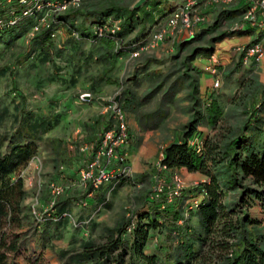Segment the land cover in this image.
<instances>
[{
  "label": "trees",
  "instance_id": "obj_1",
  "mask_svg": "<svg viewBox=\"0 0 264 264\" xmlns=\"http://www.w3.org/2000/svg\"><path fill=\"white\" fill-rule=\"evenodd\" d=\"M182 1L185 0H143L139 6H123L111 2L92 11L88 21L81 20L75 24L69 21L67 14H60L48 28L41 27L38 32L30 35L38 15L24 16L18 2L8 4L0 0V17H18L13 25L0 29V44L5 46L27 34L29 52L37 51L45 59L51 48L56 53L61 52L60 48L55 47L50 33L64 24L69 33L77 31L79 38L101 40L105 45L102 47L109 51L114 60L120 52H130L134 46L138 49L145 44L153 33V27L166 20ZM239 3L242 14L245 5ZM114 23H118L119 30H107ZM98 29L103 30L102 36L98 35ZM82 40L73 41L74 46L71 41H67L70 46L64 49L75 53ZM29 52L24 56L18 54L17 58L28 59ZM75 68L73 74L77 72ZM3 70L7 68L0 69V73ZM73 80L74 77L69 79L70 82ZM90 92L97 94L94 88ZM208 99H202V104H206ZM122 100L124 98L117 101L123 108ZM262 107L263 102H259L253 109L259 113ZM30 120V113H27L23 124L9 136L5 150L0 153V264H18L16 258L22 252L24 242L22 231L26 225L32 224L30 207L25 202L24 180L18 172L37 153V134L53 126L47 118H36L34 122ZM99 122L103 130L111 128L115 123L110 113L102 116ZM258 122L252 119L243 123L241 129L233 133L224 145H209L204 139L197 151L188 144L189 138L197 134V123L192 120L185 126L180 142H172L163 147L161 163L165 170L183 167L189 172L202 173L205 179L196 187L184 189L181 194L184 197L198 192L204 197L196 207L187 209L188 219L183 217V222H188L191 215L195 216L197 226L192 232L183 230L182 235H178L181 236L180 243L174 251L167 253L165 260L160 259L156 253L147 252L154 234L171 233L174 230L161 220L170 212L169 205L163 199L164 195L159 201L147 199L151 209L135 211L132 217L120 221L110 229L104 243L83 241L81 250L75 253L72 260L92 264H205V249L218 247L224 252L216 261L218 264H264V237L256 230L258 220L248 213V209L256 206L264 216V132ZM121 182L118 181L116 186ZM230 191L234 196L232 199L228 196ZM251 226L255 229H250Z\"/></svg>",
  "mask_w": 264,
  "mask_h": 264
},
{
  "label": "rangeland",
  "instance_id": "obj_2",
  "mask_svg": "<svg viewBox=\"0 0 264 264\" xmlns=\"http://www.w3.org/2000/svg\"><path fill=\"white\" fill-rule=\"evenodd\" d=\"M140 1L143 0H81L77 11L71 9L63 15L67 14L69 21L79 24L81 20L89 19L90 13L97 10L96 8L108 3L132 6ZM67 28L64 24L58 27L57 35L52 38L56 48L61 45L58 44L60 33L66 36L70 34ZM29 44L27 34L5 46L0 44V69L7 68L0 73V153L5 150L9 136L23 124L27 113H30V122L42 117L49 119L53 124L50 129L37 134V153L18 172L24 180L25 202L30 207L32 224L26 225L22 231L24 242L16 261L18 264H92L76 263L72 260L75 253L81 250L82 242L89 240L95 244L104 243L109 237L110 229L120 221L132 217L135 211L151 209L147 199L161 200L151 196L157 175L169 184L171 173H159L155 162L149 175L147 173L140 178L132 176L131 171L125 178L127 180L123 179L124 184L113 188L107 196L102 195L106 187L104 184L96 189L82 184L79 172L94 151L84 147L91 142H98L101 133L106 130L102 129L99 119L107 114L108 101L122 96L125 90L124 82L110 86L103 94H93L86 88V80L91 76L87 75L88 69L83 75L73 74L75 66L77 68L76 51L74 53L60 48L61 52L56 53L57 51L51 48L47 58L43 59L37 51L29 52ZM27 52L30 53L28 59L17 58L18 54L24 56ZM92 71L93 67L89 66V72ZM71 77L75 80L70 82ZM83 94L89 96L81 99ZM248 116L237 108L228 106L225 115L212 128H202L207 132L205 140L209 145H224ZM129 143L130 136L126 145L129 146ZM163 147L164 143H159L157 152ZM176 173L189 186L202 179H187L179 172ZM51 183H57L64 188L61 195L53 196ZM91 188L92 196L87 197ZM228 196L230 199L234 198L231 191ZM88 199L93 200V203ZM163 199L166 205L172 203H168L165 196ZM52 200L55 202L51 206ZM64 211L82 224L74 226L70 219L57 218ZM170 213H166L164 219L161 218L169 227L175 229L185 223L181 220V224H176L183 218L177 214L169 215ZM248 213L258 220L256 230L264 237V216L256 206L248 209ZM173 222L175 224H172ZM249 228L255 229L252 226ZM178 235L182 233L154 234L158 240L151 244L147 252L156 253L160 259L165 260L167 253L174 251L180 243L181 236ZM62 252L65 254L61 255ZM223 253L218 247L208 250L206 248L204 263L218 264L216 261Z\"/></svg>",
  "mask_w": 264,
  "mask_h": 264
},
{
  "label": "crops",
  "instance_id": "obj_3",
  "mask_svg": "<svg viewBox=\"0 0 264 264\" xmlns=\"http://www.w3.org/2000/svg\"><path fill=\"white\" fill-rule=\"evenodd\" d=\"M182 3L184 1L179 5ZM201 8L205 20L191 36L194 38L187 33L178 34L141 51L136 57H131L129 51H123L112 60L101 40L76 39L70 34L60 33L58 44L61 45H57L58 48L66 49L68 39L73 46L74 42L83 39L75 54V70L78 69L75 74L83 75L88 69L87 75L91 76L88 75L86 80L87 90L94 88L97 94H103L110 86L124 82L125 90L116 99L124 98L122 104L131 142L125 150L132 176L143 178L147 173L149 175L159 153L158 144L166 146L180 142L185 126L192 120L197 123V134L189 138L188 144L193 148H196L193 145L196 142L202 145L207 133L202 128H212L225 115L228 106L249 115L243 123L258 120L264 132V55L259 60L251 58L243 63L238 50L259 39L264 42V31L247 26L240 34L231 31L232 23L240 20L241 16V5L237 1ZM158 27H153V31ZM89 66L93 67L91 73ZM216 79L220 84L214 88ZM206 98H209L207 103L202 104L201 100ZM259 102H263V107L257 113L253 107ZM172 172H179L187 179L204 177L198 171L189 172L183 167L163 171L164 174ZM123 184L122 180L114 189ZM104 185L102 195L107 196L111 183ZM203 197L197 192L175 199L169 204V215L177 214L186 219L187 209L193 200L200 201ZM88 201L93 203L91 199ZM181 220L176 224H181ZM196 226L197 219L191 215L188 222L173 228V232H192ZM157 240V236L151 237L150 246Z\"/></svg>",
  "mask_w": 264,
  "mask_h": 264
},
{
  "label": "built area",
  "instance_id": "obj_4",
  "mask_svg": "<svg viewBox=\"0 0 264 264\" xmlns=\"http://www.w3.org/2000/svg\"><path fill=\"white\" fill-rule=\"evenodd\" d=\"M13 1L20 4L22 15H38L37 23H35L31 29L30 35L38 32L41 27L48 28L51 22L56 21V16L68 12L71 9H76L81 4V0H5L8 4ZM236 1L242 2L245 5V9L240 16V20H236L232 23L230 28L231 31L237 32L245 29L246 26L256 29L259 32L264 31V0H185L184 3L177 6L166 20L153 31L145 44L138 49H135L134 46V48L130 50V56L136 57L141 51L153 48L160 41L166 38H174L178 34L187 33L188 36L191 37L199 28V25L205 20L201 7H205L209 4L228 5ZM17 19L18 17L14 16L9 18L0 17V29L7 25H13ZM119 28L118 23H114L111 28L107 30L115 32L119 30ZM97 33L99 36H102L103 30L98 29ZM56 35L57 29H53L50 33L51 38ZM70 35L76 39L79 38V33L77 31H72ZM262 37L264 38V34ZM238 50L242 54L243 63H247L251 58L259 60L264 55V42L259 39L246 47H239ZM219 84V79H216L214 88L218 87ZM86 95L89 96V94H83L81 95V99H84ZM106 113L112 115L115 123L111 128L101 133L98 142H91L88 146L84 147L86 150L94 151L92 156L85 162L84 167L80 170L79 180L82 184L89 185L94 189L102 184L111 183V190L116 186L118 181L125 179L131 173L127 152L125 150L129 134L126 114L116 99L108 101ZM193 145L196 147L197 151L200 150L201 143L196 142ZM162 149L156 161V168L159 173L165 171V167L161 163L163 158ZM169 176L168 179L171 180V183L166 184V181L157 175L155 186L151 193L153 199H158L164 195L168 203L173 202L175 198L181 196L184 189L196 187L200 182L205 181V179L202 178L198 183L189 186V184H187L176 172L171 173ZM93 188L88 191L87 197L92 196ZM50 190L53 196L57 197L62 194L64 188L57 183H51ZM109 192L110 191H108V194ZM54 202L55 201L52 200L51 206ZM86 203L87 201L84 202L85 205ZM198 203V199L193 200L190 208L196 207ZM57 218L70 219L74 226L82 224V222L73 219L72 215L67 211L60 213ZM128 230H131V226Z\"/></svg>",
  "mask_w": 264,
  "mask_h": 264
},
{
  "label": "water",
  "instance_id": "obj_5",
  "mask_svg": "<svg viewBox=\"0 0 264 264\" xmlns=\"http://www.w3.org/2000/svg\"><path fill=\"white\" fill-rule=\"evenodd\" d=\"M140 2H137L135 6H139L140 5ZM86 97H88V95H86Z\"/></svg>",
  "mask_w": 264,
  "mask_h": 264
}]
</instances>
